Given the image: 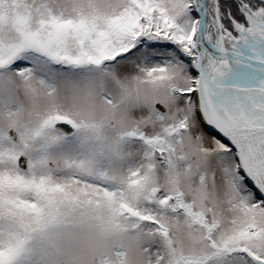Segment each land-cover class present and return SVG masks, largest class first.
I'll return each mask as SVG.
<instances>
[{
    "label": "snow or ice",
    "instance_id": "1",
    "mask_svg": "<svg viewBox=\"0 0 264 264\" xmlns=\"http://www.w3.org/2000/svg\"><path fill=\"white\" fill-rule=\"evenodd\" d=\"M0 264H264V0H0Z\"/></svg>",
    "mask_w": 264,
    "mask_h": 264
}]
</instances>
